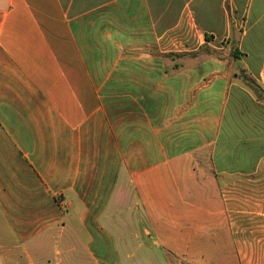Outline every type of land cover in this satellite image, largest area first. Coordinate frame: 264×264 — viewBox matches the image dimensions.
<instances>
[{
  "label": "crops",
  "instance_id": "obj_1",
  "mask_svg": "<svg viewBox=\"0 0 264 264\" xmlns=\"http://www.w3.org/2000/svg\"><path fill=\"white\" fill-rule=\"evenodd\" d=\"M11 264H264V0H0Z\"/></svg>",
  "mask_w": 264,
  "mask_h": 264
},
{
  "label": "rangeland",
  "instance_id": "obj_2",
  "mask_svg": "<svg viewBox=\"0 0 264 264\" xmlns=\"http://www.w3.org/2000/svg\"><path fill=\"white\" fill-rule=\"evenodd\" d=\"M0 242L2 245L6 246L11 242V234L7 228L6 223H4L3 219H0ZM0 264H11L10 258L0 259Z\"/></svg>",
  "mask_w": 264,
  "mask_h": 264
}]
</instances>
